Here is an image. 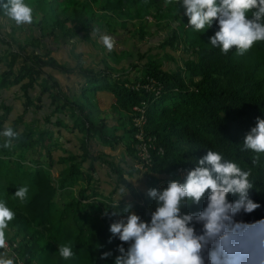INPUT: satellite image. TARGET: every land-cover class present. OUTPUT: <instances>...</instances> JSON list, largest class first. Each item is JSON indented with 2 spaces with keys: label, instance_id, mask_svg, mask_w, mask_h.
Masks as SVG:
<instances>
[{
  "label": "trees",
  "instance_id": "1",
  "mask_svg": "<svg viewBox=\"0 0 264 264\" xmlns=\"http://www.w3.org/2000/svg\"><path fill=\"white\" fill-rule=\"evenodd\" d=\"M31 2L33 23L27 28L28 43L19 44V51L8 49L5 58L11 59L9 70L0 71V98L6 89L19 86L16 89L22 94L26 112L31 107L46 108L44 96L51 112L45 116L48 124L44 129L26 124L21 130L18 123L22 119L16 120L12 128L19 135L10 148H4L5 139L0 138V201L6 202L15 213L5 234L7 240L18 245L13 250L23 264H34V261L35 264H114L115 249L120 242L108 243V229L120 216L110 220L103 216L105 209L119 212L131 203L137 214L148 219L145 213L156 207L132 182L141 173L138 164L146 169L143 175L149 189H159L166 187L169 180L182 181L184 170L194 167L197 158L208 150L222 153L225 159L251 172L250 180L254 184L251 196L260 207L236 219L252 222L264 218V153L243 150L245 134L255 126L257 117L264 118V41H257L245 55H237L235 48L225 55L209 42L217 27L193 31L175 0L171 4H166L165 0H91L103 12L101 17L106 23L99 24L103 29H116L110 21L113 17L108 14L118 18L129 15L132 20L142 22L137 34L142 41L147 35H165L166 31L167 38L161 46L174 48L180 41L184 50L192 53L193 58L186 59L174 71L164 70V62L159 58H149L132 79L131 70L117 69L108 64L106 58V68L96 70L81 64L69 67L50 54H42V47H47L44 40L50 37L76 41L84 35L90 39L96 29V19L81 0ZM0 15L7 17L3 9ZM151 16L161 24L154 19V28L158 29L148 33L145 25L153 23L147 19ZM15 25L13 21L7 36L26 28ZM127 26V23L122 25L125 29ZM35 28L40 36L33 33ZM167 28H171L169 33ZM0 36L2 42L8 40ZM110 53L117 55L115 50ZM148 53H140V58L146 59ZM132 67L137 69L138 64ZM54 72L79 75L82 81L78 88L65 89ZM97 94L102 99L113 97L116 100V112L120 115L118 125L110 127L108 122L100 123L97 116L100 110L95 102ZM140 107L146 114V136L149 134L156 140L150 143L145 139L151 162H143L139 156L143 141L137 139L135 121L141 115L135 108ZM0 108L11 111L5 104H0ZM3 117L0 114V125L5 124ZM67 117L74 119V128L83 134V137L78 136L82 156L69 151L71 149L63 145L61 138L54 137L53 127L62 136L63 131L70 130ZM98 139L112 150L121 146L126 155L125 166L130 169L108 165L107 174L117 184L108 196L91 187L98 182L94 165L101 157L90 156L88 142ZM59 150L63 155L55 161L53 153ZM29 155L39 158L28 165L25 161ZM89 161L92 163L86 169ZM81 183L88 187L85 184L84 188L79 187ZM121 185L127 191L121 192ZM22 186L29 189L23 202L14 197L15 191ZM89 190L93 191L90 195ZM119 195L122 196L120 200ZM130 196L133 200L128 198ZM69 243L75 256L65 260L58 253V245ZM109 250L114 255L101 260L102 252ZM9 258L13 256L10 254Z\"/></svg>",
  "mask_w": 264,
  "mask_h": 264
},
{
  "label": "clouds",
  "instance_id": "2",
  "mask_svg": "<svg viewBox=\"0 0 264 264\" xmlns=\"http://www.w3.org/2000/svg\"><path fill=\"white\" fill-rule=\"evenodd\" d=\"M165 3L171 4L173 0H165ZM175 4L182 9L193 31L217 27L209 42L225 55L233 48L237 55H245L257 41H264V0H175ZM0 9L18 26L33 23V9L25 0H0ZM100 12V17H95L96 29L92 33L111 51L115 41L103 33L99 24L106 21ZM108 16L113 17L109 19L119 30L124 27L116 25L130 24L129 19L132 20L129 15ZM147 19L152 22L151 17ZM178 45L184 44L179 41ZM137 110L144 112V120L140 116L135 121L138 141L155 142L154 137L145 133L144 108H135V112ZM18 135L11 126L6 127L0 132L5 138L3 147L10 148ZM243 150L264 153V118L257 117L255 126L245 134ZM250 175V171L242 170L222 153L208 150L197 158L194 167L184 170L182 181L169 180L166 187L147 190L146 195L156 205L154 210L148 209L145 213L148 219L137 214L131 203L119 212L105 209L103 216L110 220L120 216L108 229V243L120 242L115 249L114 264H264V218L252 222L236 219L260 207L251 196L254 184ZM120 191L125 192L127 188L121 185ZM28 192V187L22 186L14 197L23 202ZM14 216L6 202L0 201V249L3 251L0 264H23L14 251L18 245L7 240L5 234ZM58 253L65 260L75 256L70 243L58 245ZM10 254L13 259L9 258ZM113 255L111 250L104 251L100 259L107 260Z\"/></svg>",
  "mask_w": 264,
  "mask_h": 264
},
{
  "label": "rangeland",
  "instance_id": "3",
  "mask_svg": "<svg viewBox=\"0 0 264 264\" xmlns=\"http://www.w3.org/2000/svg\"><path fill=\"white\" fill-rule=\"evenodd\" d=\"M26 1L28 5H31V8H34V5L32 4L31 0ZM151 19L152 22L154 21V19H156L158 23H160L159 19L153 16H151ZM129 22L130 24H128L127 29H104V34L113 37L115 41L113 50H115L117 55H113L112 53H110V51L103 44L98 42V39L95 36L92 37L90 41H87L84 35H82V37L77 39L76 41H69L65 39L57 40L54 37L45 39L44 42H46L47 47H42L41 53L45 55L50 54L61 64H66L69 67H76L77 65L81 64L87 68H95L96 70H102L106 68V63L104 62V58H106V62L116 67L117 69L131 70L130 77L132 79L136 77V72L141 71V69L143 68V64L147 63L149 58H159L161 61L164 62L162 68L167 71H174L178 69V67H181L186 59L193 58L191 52L187 53L184 50V45H178L175 47V49L170 46L165 48L161 46L166 41V31L164 32L165 35H158L157 37L147 35L145 41H142L140 38L137 37V29L139 28V25L142 22L133 23L130 19ZM0 23L3 25V27L0 28V34H2L3 37L8 39L2 42V37L0 36V71L4 72L5 70H9L8 64L11 60L8 56L7 58H5L7 50L11 49L10 51H19V44L26 45L28 43L29 31H27V28L29 25H25V30L17 29L16 31L12 32L10 36H7L6 32L11 31L13 21L8 17H3L0 15ZM152 24L155 23L153 22ZM132 25H136L138 27L135 28ZM116 26L121 27L122 25L118 24ZM167 29V33H169L171 31V28ZM33 33L38 36L41 35L40 31L36 28ZM85 44H88L90 49L86 47H81L85 46ZM113 50L111 51L113 52ZM141 51L143 53L149 52L147 54L146 59L140 58L139 53H141ZM78 52L87 53V55H89V58L86 57L85 60L80 59L77 54ZM104 53L108 54L103 55ZM150 54L155 55L156 57H151ZM19 62H22V60H19ZM132 64H138V68H133ZM47 71L50 70L47 69ZM107 71L111 72L109 69H107ZM54 74L60 79V82L65 89H67L68 87L78 88L79 83L82 81L79 75H66L58 72H54ZM115 75H118V73H116ZM16 88L20 87L12 86L10 90L6 89V91H3V94L1 95L0 104H5V106L9 107L11 111L6 112V110L0 108V114L2 117L4 116L3 119L5 122L4 125H0V132H3L4 129L8 126L12 127L16 120L20 119H22V122L20 121L21 123L19 122L18 124L21 130L25 128L26 124H31L34 127L39 126L41 129H44L46 124H48L45 116H49L51 113L47 109L49 102L47 101L46 96L43 97L47 105L46 108L37 109L35 107H31L30 110L26 112V108L24 106L25 101L22 97L21 92H19V90ZM88 95L89 91L87 93L86 98L88 97ZM96 96L97 97L95 98V102L98 103V109L100 110L97 116L99 118L100 123L104 125L108 122V124L110 123V127L118 125L120 122V115L118 114V112H116V100L113 97L107 100L102 99L101 96L98 94ZM66 121L70 124V130L68 132L63 131L64 136H62L59 133H56L58 132V130L53 129V127L52 130L54 131V137L61 138V142L63 143V145L71 149L69 151L73 152L76 155L82 156L83 149H81L82 145L78 136L83 137V134L79 132L78 128H74V119L67 117ZM0 138L2 140L5 139L3 136H0ZM120 148L121 146L117 147L115 150L107 148L102 144L101 141H99V139L89 140L88 142V151L90 153V156H92L93 158L101 157V159L97 158L96 164L94 165L96 168L95 172L96 177L98 178V182L95 184H91V187H96V190L99 193L104 194L105 196L112 194L114 189L117 187V184L113 183L107 174V171L109 172L108 165L116 164L120 167L127 168V170H130L128 167L125 166L124 158L126 155H123V151ZM56 152H58V154ZM56 152L53 153L55 161L59 159L60 155H63L60 150ZM64 155L67 156L68 153H65ZM38 158V155H29L25 163L31 165L32 160H36ZM91 163L92 161H89L87 164H85V168L88 169ZM138 167L141 170V173L137 174L136 179H132V182L134 184H137L138 188H140L142 191H144V193H146L150 187L148 185V180L143 175L146 169L143 168L142 164H138ZM56 170L57 166L55 165L54 172H56ZM90 173L93 174L94 171ZM92 182H95V178L92 179ZM84 184L86 185L85 187H88V184ZM84 184L81 183L79 187L84 188ZM92 192V190H89V195L92 194ZM128 198L133 200L132 196ZM35 262L36 261H34V264Z\"/></svg>",
  "mask_w": 264,
  "mask_h": 264
},
{
  "label": "crops",
  "instance_id": "4",
  "mask_svg": "<svg viewBox=\"0 0 264 264\" xmlns=\"http://www.w3.org/2000/svg\"><path fill=\"white\" fill-rule=\"evenodd\" d=\"M83 3H85L86 5H87V7L88 8H90V11H91V13L92 14H94L95 15V17H96V19H98L99 17H100V9H99V6L97 5V4H94V3H91V0H89V1H86V0H83ZM135 21V20H134ZM151 25H145V27H146V31L149 33L150 31L151 32H153V30H155V29H158V27H156V28H154L155 26L152 24V23H150ZM141 29V28H140ZM139 29V30H140ZM92 36H91V38L90 39H88L87 41H90L91 39H92V37H94L95 35L92 33L91 34ZM148 36H151V35H148ZM154 36H158V34H156V35H154ZM154 36H152V37H154ZM96 37V36H95ZM81 47H86V48H88V49H90V47H89V45L88 44H85V46H81ZM142 53V52H141ZM78 54V57H80V56H82V59H84L85 60V58L86 57H88L89 58V55H87V53H84V52H78L77 53ZM144 54V53H143ZM136 185V188L138 189V185L137 184H135ZM143 193H144V191H143ZM120 199H122V196L121 195H119V200ZM3 252V251H2ZM8 255V254H7ZM9 257V256H8Z\"/></svg>",
  "mask_w": 264,
  "mask_h": 264
},
{
  "label": "built area",
  "instance_id": "5",
  "mask_svg": "<svg viewBox=\"0 0 264 264\" xmlns=\"http://www.w3.org/2000/svg\"><path fill=\"white\" fill-rule=\"evenodd\" d=\"M138 112H141V120H144V116H143V111L141 110H137ZM141 124V123H139ZM141 138V137H139ZM149 141H151V139H149ZM144 161H149L150 162V155L148 153V147L146 144H143L142 147H141V152H140V155H139Z\"/></svg>",
  "mask_w": 264,
  "mask_h": 264
}]
</instances>
